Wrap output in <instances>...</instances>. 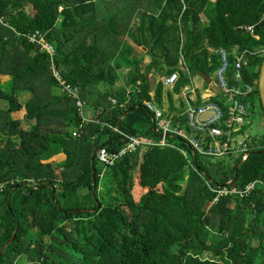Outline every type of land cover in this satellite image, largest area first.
<instances>
[{
	"label": "trees",
	"instance_id": "1",
	"mask_svg": "<svg viewBox=\"0 0 264 264\" xmlns=\"http://www.w3.org/2000/svg\"><path fill=\"white\" fill-rule=\"evenodd\" d=\"M108 1L0 0V76L8 77L0 83V250L15 234L0 264H264V187L212 204L206 185L230 182L242 155L230 167L197 160L198 171L177 150L157 145L107 169L95 159L96 200L90 159L100 146L119 150L122 134L157 140L144 103L160 106L165 90L157 82L150 96L148 72L153 66L161 76L178 72V92L189 83L181 55L194 76L217 69L216 49L245 51L252 112L257 104L264 118L258 96L264 0H151L153 12L143 14L152 60L144 74L133 69L127 77L136 91L123 107L126 93L115 83L124 33L101 36L102 21L91 17L98 2ZM87 20L95 27L91 40ZM111 23L109 17L106 28ZM35 31L54 46L56 69L78 88L93 121L82 122L73 99L55 91L61 88L48 55L25 37ZM21 92L29 93L23 104ZM22 108V119L11 117ZM246 144L249 155L230 186L240 190L264 184V133Z\"/></svg>",
	"mask_w": 264,
	"mask_h": 264
},
{
	"label": "built area",
	"instance_id": "2",
	"mask_svg": "<svg viewBox=\"0 0 264 264\" xmlns=\"http://www.w3.org/2000/svg\"><path fill=\"white\" fill-rule=\"evenodd\" d=\"M247 32L251 27L245 28ZM30 44L36 45L40 51L48 55L51 61V69L54 78L59 83L61 91L73 99L74 106L82 122L93 121L84 115L85 101L80 97L78 88L67 84L63 76L56 69L54 62L56 50L52 44L44 40V35L38 31L25 35ZM219 56V66L212 74H207L211 84L218 89L216 92L209 84V90H205L208 98L201 100L196 93V87L191 79L190 71L180 57L179 69L188 78L189 83L175 94L176 103L159 106L153 101L145 102V111L152 119V130L157 135V140L137 138L124 135L113 128L114 132L122 134L124 140L120 142L117 151H109L104 146L97 148L95 159L105 169L115 165L117 161L128 154L134 153L144 145H157L161 148H172L180 152L186 159L188 165L198 171L195 162L202 163L209 160L212 164L221 163L224 166L232 159L247 155V144L250 135L245 129L249 124V117L252 114L253 87L244 82L242 69L246 65V52L238 53L236 50L227 51L224 48L216 49ZM233 57V61H230ZM179 80V73H172L170 76L161 79L160 83L170 92ZM204 82V81H203ZM127 100L120 107L128 103V94L136 91L135 88L124 87ZM111 106H118L116 99L108 98ZM95 122V121H94ZM81 128V126L79 127ZM79 131H73L72 135L77 136ZM206 185L214 194L211 203L219 199L231 196L240 200L246 198L256 186L264 187L260 181L248 184L243 189L230 187L229 182L224 186L214 185L206 179ZM1 190V186H0Z\"/></svg>",
	"mask_w": 264,
	"mask_h": 264
},
{
	"label": "crops",
	"instance_id": "3",
	"mask_svg": "<svg viewBox=\"0 0 264 264\" xmlns=\"http://www.w3.org/2000/svg\"><path fill=\"white\" fill-rule=\"evenodd\" d=\"M150 2L151 0H111L108 2H98L97 8L94 11L95 13L91 15V17L94 15L97 16L98 21H102L103 30L101 36L113 38L114 36L124 33L119 41L124 45L126 51L122 59H116V61L121 63L122 67L116 71L118 80L115 83V87L122 88L124 91V87H130V90L134 88L128 85L127 80V77L133 69L140 74H144L152 60V55L148 53L149 47L144 45L148 40H146L147 34L144 31L146 19L143 13L149 14L153 12V8L149 7ZM109 17L112 18V23L110 28H106L105 24ZM203 18L202 21L206 22ZM88 23V27L84 30V35L91 40L95 34V27L93 25L90 26L89 21ZM162 66H164V63H162ZM164 73L165 72H160L154 66L148 72L151 97H153L155 84L161 81V79H158L154 84L153 78H160ZM164 90L160 106H165L166 104L170 105V101L167 99L166 88H164Z\"/></svg>",
	"mask_w": 264,
	"mask_h": 264
},
{
	"label": "rangeland",
	"instance_id": "4",
	"mask_svg": "<svg viewBox=\"0 0 264 264\" xmlns=\"http://www.w3.org/2000/svg\"><path fill=\"white\" fill-rule=\"evenodd\" d=\"M166 76H162L160 78H153V83L155 84V81H158V79H164ZM191 79L193 80V84L196 87V93L198 94V97L203 101L208 98V94L205 93V90H209V86L206 85L203 82V79L198 75L191 76ZM8 80V77H2L0 76V83L6 82ZM160 82V81H159ZM103 88L100 87V90ZM167 92H170L168 88H166ZM55 91L57 93L61 92V89L56 88ZM180 90L170 92V95L172 96V103H176L177 100L175 98V94H179ZM29 98V93L21 92L19 93L18 99L23 104L27 99ZM88 108L85 105L84 107V114H88ZM25 114V110L22 108L19 111L11 113V117L15 119H22ZM246 131L250 135V138H256L264 133V118L262 115V112L259 108V106L256 104L253 107V112L251 116L249 117V124L245 126ZM103 137L101 140H104ZM234 164L233 162L227 163V166H232ZM209 254H205L204 256H208Z\"/></svg>",
	"mask_w": 264,
	"mask_h": 264
},
{
	"label": "water",
	"instance_id": "5",
	"mask_svg": "<svg viewBox=\"0 0 264 264\" xmlns=\"http://www.w3.org/2000/svg\"><path fill=\"white\" fill-rule=\"evenodd\" d=\"M199 76L203 79L204 83L206 84H209L211 85V87L216 91L218 92V89L216 88L215 85L211 84V79L210 77H208V75L206 73H203V74H199ZM258 96H259V101H260V104H261V108H262V111H263V114H264V58L262 60V63H261V67H260V70H259V78H258ZM126 114H124L122 116V118L120 119V121L118 122V125H117V128L118 126L120 125V123L123 121V119L125 118ZM118 146H120V144H118ZM96 151H97V148L93 151L92 155H91V164H92V167H93V179H94V184H93V195H94V199L96 200V196H95V179H96V169H95V154H96ZM264 152V149L260 150L259 153H262ZM249 154H247L244 158H241V160L236 164L235 166V170H234V173H233V179L229 182V184H232L234 182V180L236 179L237 177V169L238 167L240 166V164H242L244 162V160L248 157ZM54 200V198H53ZM57 204V203H56ZM57 206H59L57 204ZM8 207H9V200H8ZM100 207V205H99ZM84 213L85 212H90V211H83ZM14 238H15V234L11 237V239H9L1 248L0 250V259H1V256L3 255L4 253V250L5 248L13 243L14 241Z\"/></svg>",
	"mask_w": 264,
	"mask_h": 264
}]
</instances>
